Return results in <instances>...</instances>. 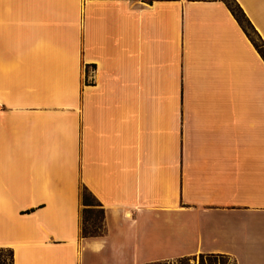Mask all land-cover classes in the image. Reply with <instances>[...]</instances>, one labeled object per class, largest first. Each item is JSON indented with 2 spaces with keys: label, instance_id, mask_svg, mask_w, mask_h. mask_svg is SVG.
<instances>
[{
  "label": "crops",
  "instance_id": "obj_1",
  "mask_svg": "<svg viewBox=\"0 0 264 264\" xmlns=\"http://www.w3.org/2000/svg\"><path fill=\"white\" fill-rule=\"evenodd\" d=\"M235 1L264 41V0ZM0 247L264 264V59L224 0H0Z\"/></svg>",
  "mask_w": 264,
  "mask_h": 264
},
{
  "label": "rangeland",
  "instance_id": "obj_2",
  "mask_svg": "<svg viewBox=\"0 0 264 264\" xmlns=\"http://www.w3.org/2000/svg\"><path fill=\"white\" fill-rule=\"evenodd\" d=\"M254 40L259 44V42L254 37ZM264 51V48H262ZM82 200H81V218H82V232L91 231L92 228L103 227V219L100 213V207L97 202L89 195L85 189H82ZM85 197V201L89 205L83 204V199ZM86 206L87 209H84ZM100 231V230H97ZM0 264H11V256L9 251L6 248H0ZM167 264V263H165ZM172 264H233V262L223 256H209V255H197L190 257L188 260L178 259L174 260Z\"/></svg>",
  "mask_w": 264,
  "mask_h": 264
},
{
  "label": "trees",
  "instance_id": "obj_3",
  "mask_svg": "<svg viewBox=\"0 0 264 264\" xmlns=\"http://www.w3.org/2000/svg\"><path fill=\"white\" fill-rule=\"evenodd\" d=\"M227 4V6L229 7L230 11L232 12V14L234 15V17L237 19V21L239 22V24L242 26L243 30L245 31V33L247 34V36L250 38V40L252 41L253 45L255 46V48L257 49V51L260 53L261 57L264 59V51L262 48H264V41H262V39L260 38L259 33L257 32V30L253 27V25L251 24L250 20L247 18V16L245 15V13L243 12L242 8L239 6V4L235 1V0H224ZM254 37L256 38V40L259 42V44L254 40ZM85 189V188H84ZM85 191H87L85 189ZM89 195L97 202V204L100 207V204L98 203V201L95 199V197L89 192ZM83 204L84 205H89L87 203V201H85V197L83 199ZM84 209H87L86 206H84ZM100 213L102 215V219H103V209L100 207ZM100 230V231H97ZM82 232V230H81ZM104 232V226L102 227V229L100 227H95V229L92 228L91 231H87V232H82L83 236H95V235H100ZM1 248V247H0ZM11 256V264H12V250L9 248H6ZM212 256V255H209ZM215 256H219V255H215ZM183 260H188V258L183 259ZM152 264H165V263H152Z\"/></svg>",
  "mask_w": 264,
  "mask_h": 264
},
{
  "label": "built area",
  "instance_id": "obj_4",
  "mask_svg": "<svg viewBox=\"0 0 264 264\" xmlns=\"http://www.w3.org/2000/svg\"><path fill=\"white\" fill-rule=\"evenodd\" d=\"M172 264V263H171Z\"/></svg>",
  "mask_w": 264,
  "mask_h": 264
}]
</instances>
